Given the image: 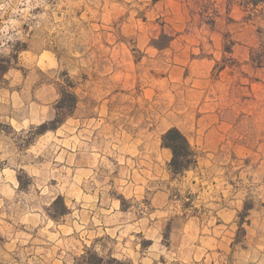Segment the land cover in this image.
<instances>
[{
  "label": "rangeland",
  "instance_id": "374dc122",
  "mask_svg": "<svg viewBox=\"0 0 264 264\" xmlns=\"http://www.w3.org/2000/svg\"><path fill=\"white\" fill-rule=\"evenodd\" d=\"M0 264H264V2L0 0Z\"/></svg>",
  "mask_w": 264,
  "mask_h": 264
},
{
  "label": "trees",
  "instance_id": "16d2710c",
  "mask_svg": "<svg viewBox=\"0 0 264 264\" xmlns=\"http://www.w3.org/2000/svg\"><path fill=\"white\" fill-rule=\"evenodd\" d=\"M259 2H264V0H253L254 4H258ZM77 102L78 98L76 93L63 89L61 91V97L55 106V117L40 124L39 133H43L50 127L56 128L61 125L67 116L73 113ZM162 145L172 150L173 154L170 167L174 174L184 173L194 163L196 152L193 150L187 136L177 127H171L163 133Z\"/></svg>",
  "mask_w": 264,
  "mask_h": 264
}]
</instances>
